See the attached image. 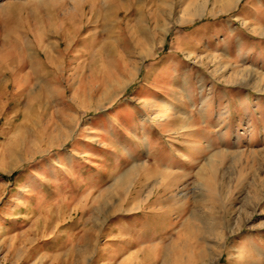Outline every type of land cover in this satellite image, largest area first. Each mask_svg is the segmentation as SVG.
Wrapping results in <instances>:
<instances>
[{"label": "rangeland", "instance_id": "obj_1", "mask_svg": "<svg viewBox=\"0 0 264 264\" xmlns=\"http://www.w3.org/2000/svg\"><path fill=\"white\" fill-rule=\"evenodd\" d=\"M0 264H264V0H0Z\"/></svg>", "mask_w": 264, "mask_h": 264}, {"label": "bare ground", "instance_id": "obj_2", "mask_svg": "<svg viewBox=\"0 0 264 264\" xmlns=\"http://www.w3.org/2000/svg\"><path fill=\"white\" fill-rule=\"evenodd\" d=\"M103 2V1H102ZM106 3V2H105ZM108 3H109V1H108ZM103 4V3H102ZM109 5V4H108Z\"/></svg>", "mask_w": 264, "mask_h": 264}]
</instances>
